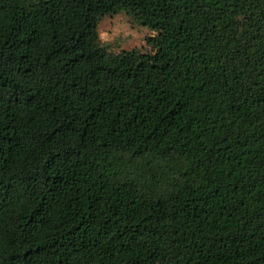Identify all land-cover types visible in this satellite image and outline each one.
Returning <instances> with one entry per match:
<instances>
[{
  "label": "trees",
  "instance_id": "16d2710c",
  "mask_svg": "<svg viewBox=\"0 0 264 264\" xmlns=\"http://www.w3.org/2000/svg\"><path fill=\"white\" fill-rule=\"evenodd\" d=\"M0 264H264V0H0Z\"/></svg>",
  "mask_w": 264,
  "mask_h": 264
},
{
  "label": "rangeland",
  "instance_id": "374dc122",
  "mask_svg": "<svg viewBox=\"0 0 264 264\" xmlns=\"http://www.w3.org/2000/svg\"><path fill=\"white\" fill-rule=\"evenodd\" d=\"M100 39L110 50L141 47L150 32L148 25L137 21L125 11L104 15L98 23Z\"/></svg>",
  "mask_w": 264,
  "mask_h": 264
}]
</instances>
